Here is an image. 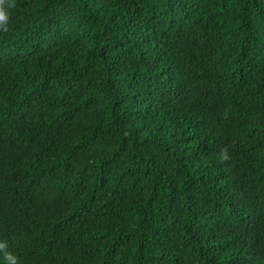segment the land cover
<instances>
[{
    "label": "trees",
    "instance_id": "1",
    "mask_svg": "<svg viewBox=\"0 0 264 264\" xmlns=\"http://www.w3.org/2000/svg\"><path fill=\"white\" fill-rule=\"evenodd\" d=\"M0 264H264V0H2Z\"/></svg>",
    "mask_w": 264,
    "mask_h": 264
},
{
    "label": "clouds",
    "instance_id": "2",
    "mask_svg": "<svg viewBox=\"0 0 264 264\" xmlns=\"http://www.w3.org/2000/svg\"><path fill=\"white\" fill-rule=\"evenodd\" d=\"M9 19V13L6 8L2 6V0H0V29L5 31L7 30ZM2 247H6V245L3 242H0V248ZM6 259L8 260L9 264H16L18 257L12 253H7Z\"/></svg>",
    "mask_w": 264,
    "mask_h": 264
}]
</instances>
